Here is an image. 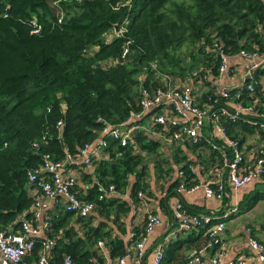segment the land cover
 <instances>
[{
	"label": "trees",
	"instance_id": "trees-1",
	"mask_svg": "<svg viewBox=\"0 0 264 264\" xmlns=\"http://www.w3.org/2000/svg\"><path fill=\"white\" fill-rule=\"evenodd\" d=\"M51 2L0 0V228L17 231L24 218H32L37 191L28 172L39 170L48 178L43 167L48 154L81 171L77 194L93 200L94 209L109 221L101 219L92 225L91 214L82 217L60 209L55 215L45 209L49 228L14 264H39L46 237L54 240L50 264H64L65 255L71 264H105L106 254L111 259L119 257L131 243L125 221L130 205L142 198L139 192L155 191L145 177L146 160L153 159L158 171L154 183L164 180L160 187L167 194L177 192L180 168L185 181L191 183L193 173L186 167L189 159L181 161L175 149L179 150V144L168 145L151 134L149 129L164 128L149 121L160 106L136 121L149 129H134L126 144L106 138V157L95 158L89 165L70 164L68 154L77 157L85 143L97 138L104 122L119 123L131 109H138L142 87L165 85L169 79L202 83L203 78L217 77L220 59L215 41L222 43L228 57L241 49L264 54V0H61L60 21L59 10ZM115 23L123 28L121 32L112 33ZM126 42L129 51L123 58ZM185 44L191 47L190 58L181 64ZM255 70L256 76L264 74V61ZM239 89L240 98L235 97L236 88H231L229 97H219L211 106L232 109L238 100L253 104L252 112H243L236 119L219 117L227 136L240 144L235 126L242 118L263 117L264 105L255 103V90L250 93L245 84ZM199 96L208 103L207 93ZM203 138L198 143L188 139L181 143L195 147L205 142ZM170 149H175L172 160L166 156ZM212 150L213 155L221 156L217 149ZM110 184L115 191L99 199L102 188ZM257 196L246 195L239 204L241 209L250 208ZM218 219L204 223L200 233ZM109 222L116 230L113 235L105 228ZM142 225L134 231L140 232ZM190 236L168 240L161 264H178L187 255L182 247L198 239ZM103 239L107 240L105 253L96 246ZM192 245L200 247V243Z\"/></svg>",
	"mask_w": 264,
	"mask_h": 264
},
{
	"label": "built area",
	"instance_id": "built-area-1",
	"mask_svg": "<svg viewBox=\"0 0 264 264\" xmlns=\"http://www.w3.org/2000/svg\"><path fill=\"white\" fill-rule=\"evenodd\" d=\"M60 1L52 0L51 4L60 7ZM58 10L57 19L60 21L63 17V11L61 8ZM33 23L36 24L35 19H33ZM118 29L119 32L123 30V28ZM37 30V28L34 29V31ZM214 46L220 59L218 68L220 75L227 69L228 55L221 42L215 41ZM128 51L129 46L126 42L121 50V57L124 58ZM239 54L246 59L241 68V85L245 84L246 89L250 93H253L254 85L252 79L255 69L264 61V54L259 58V54L256 52L244 49H241ZM196 86V83L191 82L190 79H169V82L165 85H158L153 88L142 87L140 90L141 95L136 101L138 109H131L129 114L119 123L104 122L97 138L91 143H85L81 147L77 157H72V155L68 154L70 164L89 165L95 158L106 157L109 153L106 149L109 145L106 138L116 139L122 145L126 144L130 133L134 129H149L146 123H137L136 121L151 108L160 106L159 110L149 118V121L156 125H162L164 128L155 127L149 130L152 135L161 137L166 144H176L183 139L198 143L203 135L204 122L206 119H209L214 123L215 128L226 137L228 147L232 150L230 154H227L225 150L220 152L221 156L216 157L213 173L204 181L196 180L192 176L190 179L191 183L188 184V181L184 179V169L180 168L178 173L182 176V179L177 185L176 191H191L202 187L206 195L221 198L226 191L227 184L233 189H237L253 178L264 177V146L257 149L253 159L246 161L243 153L240 151L238 139L228 137L225 126L219 120L221 115L230 119H236L243 112H252L253 104L245 105L242 101L238 100L233 104L232 109L224 105L218 107V109H208L200 106L196 101ZM239 87H236V98L242 96V91ZM230 89L229 86L220 85L212 93L205 92L207 93L206 99L208 105L216 103L219 97H229L231 94ZM60 123L61 121L59 120L57 124L59 125ZM121 153V151L118 152V154ZM43 167L49 173L48 178L40 175L39 170L28 172V179L34 184V190L37 191L32 206V218H24L20 229L17 231H5L0 228V264H14L18 262L23 255L32 249L36 238L49 228L50 217L44 216V211L51 201L62 198V209L73 211L82 217H87L94 209L95 203L93 200L82 199L77 194V190L75 189L77 178L73 170L68 168L63 161L53 160L46 154ZM186 167L191 171L194 170V164L191 162L187 163ZM114 189L112 184L108 185L107 188H102L98 194V198L101 199L105 194L113 193ZM54 214L58 215L59 210H55ZM172 215L176 220L175 229L182 231L200 227L211 220L209 217L186 211L180 202L177 203ZM160 221L161 217L156 211H147L141 231L136 233L134 229H130L129 236L131 243L128 250L123 255L117 257L115 263L143 264L147 250V237L153 227L159 224ZM224 226V221L219 220L210 223L206 227L205 233L208 235V245H216L215 253L210 259L211 264L222 263L225 253V243L222 237ZM166 242L161 241L156 245L150 264H161ZM249 242L255 252V256L264 263V248L262 244L255 237H249ZM53 244L54 240L51 237H46L42 240L41 250L38 255L39 264H50V248ZM98 245L102 247L103 241L99 240ZM204 251L205 247L195 249L188 253L178 264H201L204 260ZM246 263L247 257L245 256L229 259L226 262V264ZM64 264H71V259L68 255L64 256Z\"/></svg>",
	"mask_w": 264,
	"mask_h": 264
},
{
	"label": "crops",
	"instance_id": "crops-1",
	"mask_svg": "<svg viewBox=\"0 0 264 264\" xmlns=\"http://www.w3.org/2000/svg\"><path fill=\"white\" fill-rule=\"evenodd\" d=\"M262 55L263 54L259 55V58ZM245 61V57L239 53L231 54L228 57V65L225 72L210 81L206 77L205 79L203 78L201 81L202 83H196V101L202 107L211 109L213 106H209L208 103L199 96L201 92L205 93L214 91L220 85L229 86L230 88L240 86L242 77L241 68ZM256 71L257 70H255L252 79L254 85L253 92L255 90V93L257 94H255L254 100L255 103L264 105V74L256 76ZM250 128L253 129L248 130ZM235 131L238 132V135L241 138L240 151L243 153L245 160L250 161L254 158L257 149L264 146V114L263 117L253 116V118L249 119L242 118L241 122L235 126ZM202 134L205 142H201V144L196 145L195 147L189 142V147H187L179 141L177 143L180 145L179 150L177 147L175 149L182 162L188 161L189 159V162L194 164L192 176L195 177L196 180L204 181L213 173L214 164L216 162L217 154H212V148L217 149L219 152L224 151L225 149L230 152L232 150L228 147L226 137L215 128L214 123H212L211 120H205ZM175 149H170L168 151L169 153H166L169 160L173 159V151ZM153 162V159L146 160L147 173L145 174V177L149 184L153 183V186H150V188L155 189V191L151 192L148 188L142 191V198L130 205L125 217L129 229L140 228L146 218V213L149 210L156 211L161 217L160 223L153 227L147 237V248L152 245L154 246L150 252L145 255L143 264H150L154 249L158 243L175 238L184 239L188 234L191 235V238L197 235L198 239L189 241L190 244L187 247L184 245L182 247L184 253L188 254L193 250L198 249L192 244L200 243L199 248L205 247L203 254L204 260L201 264H211L210 259L215 253L216 245H208V239L205 236L206 228L202 233H200V228L202 226L187 231L175 229L176 220L172 214L175 211L178 202L182 203L184 209L188 212L209 217V219L219 218L217 221H224L225 226L222 231V237L225 243V253L222 258V263L220 264H226L229 259H235L239 256L247 257L246 264H264L255 256V252L249 242V237H255L264 248V177L253 178L237 189H233L227 184L226 191L221 198L206 195L202 187H198L191 191H177L166 194L161 191L160 187V184H162L164 180L159 179L158 182L156 181L157 183H154L158 171ZM86 169H88L87 166ZM73 173L75 174L78 183L81 185V171L73 170ZM254 194L258 195L254 204L248 209H241L239 204L245 196L249 195V197L252 198ZM61 202L62 198L53 200L49 203L46 209H48V212L60 210L62 209L61 204H63V202ZM90 214L92 215V218H90V224L92 225L97 224L101 219H106L102 214L99 215L96 209H93ZM105 228H110L109 232L112 235L116 232L111 222L106 224ZM117 233L119 234V232ZM102 241V247L98 245V242L96 246L99 248V251L105 253L107 251V240L103 239ZM116 260L117 256L111 259L106 254L105 264H116Z\"/></svg>",
	"mask_w": 264,
	"mask_h": 264
},
{
	"label": "rangeland",
	"instance_id": "rangeland-1",
	"mask_svg": "<svg viewBox=\"0 0 264 264\" xmlns=\"http://www.w3.org/2000/svg\"><path fill=\"white\" fill-rule=\"evenodd\" d=\"M184 1H189V0H184ZM56 9H59L60 7H55ZM120 29H122V28H120ZM113 32H119V29L116 31V30H113L112 31V33ZM191 49V47L189 46V44H185V45H183L182 46V48H181V52H180V57H181V60H180V62H181V64H184V63H186V62H188L189 61V58H190V55H189V50ZM148 159H150V158H148ZM94 215V214H93ZM106 220L107 221H109L107 218H106ZM209 225V224H208ZM207 225V226H208Z\"/></svg>",
	"mask_w": 264,
	"mask_h": 264
},
{
	"label": "water",
	"instance_id": "water-1",
	"mask_svg": "<svg viewBox=\"0 0 264 264\" xmlns=\"http://www.w3.org/2000/svg\"><path fill=\"white\" fill-rule=\"evenodd\" d=\"M114 28H115V30H117V29H118V26H117V24H116V23H115V25H114ZM153 246H154V245H152V246H150V247H148V248H147L145 255H146L147 253H149V252H150V250L152 249V247H153Z\"/></svg>",
	"mask_w": 264,
	"mask_h": 264
}]
</instances>
